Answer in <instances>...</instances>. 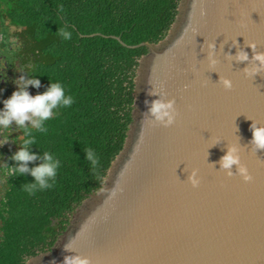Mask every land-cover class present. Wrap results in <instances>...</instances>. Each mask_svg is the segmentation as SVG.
I'll return each mask as SVG.
<instances>
[{"label": "water", "instance_id": "obj_1", "mask_svg": "<svg viewBox=\"0 0 264 264\" xmlns=\"http://www.w3.org/2000/svg\"><path fill=\"white\" fill-rule=\"evenodd\" d=\"M251 42L264 52V0H181L168 36L139 45L149 52L137 71L133 122L103 187L53 249L28 263L79 254L92 264H264V149L251 143L253 121L264 126V72L252 79L243 71L254 63ZM241 48L248 61L237 62ZM164 98H175L179 116L153 127L151 102ZM233 143L251 182L220 168ZM194 169L196 188L187 180Z\"/></svg>", "mask_w": 264, "mask_h": 264}, {"label": "trees", "instance_id": "obj_2", "mask_svg": "<svg viewBox=\"0 0 264 264\" xmlns=\"http://www.w3.org/2000/svg\"><path fill=\"white\" fill-rule=\"evenodd\" d=\"M6 2L13 25L21 29L40 93L59 82L74 98L71 107L54 109L53 118L44 122L46 133L32 130L30 151L38 156L50 152L60 161L54 187L29 195L22 186L35 182L30 173L8 183L0 264H27L53 249L75 211L103 187L133 122L137 71L149 52L139 45L167 37L181 0ZM60 26L71 31L70 40L57 34ZM88 147L99 157L95 169L86 161Z\"/></svg>", "mask_w": 264, "mask_h": 264}, {"label": "clouds", "instance_id": "obj_3", "mask_svg": "<svg viewBox=\"0 0 264 264\" xmlns=\"http://www.w3.org/2000/svg\"><path fill=\"white\" fill-rule=\"evenodd\" d=\"M60 11H63V6H60ZM59 36L65 40H70L72 37L71 31L67 26H60L57 32ZM252 48L253 55L251 57L250 66H246L243 70L248 78L254 79L257 74L264 72V52L256 51L255 45L251 42L246 45ZM209 48L214 47L212 44ZM208 59L212 65L216 61L212 59V53L208 54ZM237 62L249 60L248 53L243 49H239L236 53ZM36 75H21L16 81L18 90L14 91L8 99L4 100V108L0 110V129H9L15 123L18 129H21L23 136L27 137L19 143V150L13 154L12 160L16 162V166L10 167L6 164L4 173L6 176H21L31 174L35 182L24 183L22 188L34 195L36 191H43L54 187L57 177V170L60 167V161L50 152H44L42 156H38L30 151V147L35 144V137L32 135V130L46 133L48 129L44 126V122L53 118L54 109L57 107H71L74 103V98L70 95H65V89L59 82H51L49 88L44 93H38L33 96L28 91L29 86L36 88L40 87V80L35 78ZM31 77V78H29ZM219 83L225 90H232L233 81L226 77H221ZM152 95H157V91H153ZM162 97H167V92H161ZM179 116V111L176 107L175 98L172 99H157L151 102L148 112V123L153 126L170 127L176 122ZM257 121H253V144L254 150L264 149V126H257ZM6 138L4 141L8 143ZM13 142V141H12ZM15 143V142H13ZM219 143V141H217ZM86 153V161L90 162L93 169L99 166V157L95 151L88 147L84 149ZM241 146L239 143L231 144L226 154L219 161L220 168L225 170L228 177L239 175L245 183L251 182L253 176L250 174L248 167L241 160ZM42 160L38 166L29 167L30 162ZM235 166V172H233ZM188 182L193 188L199 187L201 181L198 178V170L194 169L188 176ZM115 193V190L112 194ZM65 249L71 251L69 246ZM63 264H92L89 257L79 254L65 256Z\"/></svg>", "mask_w": 264, "mask_h": 264}, {"label": "flooded vegetation", "instance_id": "obj_4", "mask_svg": "<svg viewBox=\"0 0 264 264\" xmlns=\"http://www.w3.org/2000/svg\"><path fill=\"white\" fill-rule=\"evenodd\" d=\"M6 0H0V110L4 108V100L11 97L18 90L15 81L21 75H31L32 65L30 54L23 45L19 35L21 29L13 25L8 12ZM31 78V77H29ZM42 90L29 86L28 91L35 96ZM9 142L4 144L5 139ZM23 138V132L13 123L9 129H0V238L3 217L6 215V195L11 176H6L4 168L6 164L13 167L11 157L19 150V143ZM15 143H13V142Z\"/></svg>", "mask_w": 264, "mask_h": 264}, {"label": "bare ground", "instance_id": "obj_5", "mask_svg": "<svg viewBox=\"0 0 264 264\" xmlns=\"http://www.w3.org/2000/svg\"><path fill=\"white\" fill-rule=\"evenodd\" d=\"M172 41H173V40H172ZM169 42H171V41H169ZM169 42L167 41V42L165 43V45H164V44L161 45V46H160V49H155L154 52L158 53V52H160V50L162 51L163 49H167L166 46H167V47L170 46V44L168 45ZM160 53H161V52H160ZM93 206H95V204H93Z\"/></svg>", "mask_w": 264, "mask_h": 264}, {"label": "rangeland", "instance_id": "obj_6", "mask_svg": "<svg viewBox=\"0 0 264 264\" xmlns=\"http://www.w3.org/2000/svg\"><path fill=\"white\" fill-rule=\"evenodd\" d=\"M168 36V35H167ZM100 191V190H99ZM99 191H98V193H99ZM74 216V215H73ZM73 219V218H72ZM27 264H29V263H27Z\"/></svg>", "mask_w": 264, "mask_h": 264}]
</instances>
